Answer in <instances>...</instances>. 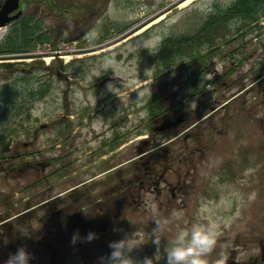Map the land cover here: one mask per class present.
<instances>
[{"label":"rangeland","instance_id":"1","mask_svg":"<svg viewBox=\"0 0 264 264\" xmlns=\"http://www.w3.org/2000/svg\"><path fill=\"white\" fill-rule=\"evenodd\" d=\"M132 1L108 3L91 30L86 24L80 28L78 25L72 27L61 20V15L58 19L52 16L40 25L46 28L44 32L51 31L48 42L37 43L38 40L33 38L37 43L35 47L0 57V65H9L0 68V264H6V256L14 253L8 251L11 245L15 252L20 247L26 248L32 256L30 264H52L48 257L55 252L61 255L57 264H101V258L110 254L111 242L131 238L134 233L128 242L129 248H134L130 256L137 264H142L145 257L156 254L152 232L157 225L162 229L158 264H166L165 247L173 246L178 232L195 223L219 226L217 246L207 257V264H222L229 253V245L240 257V244L235 241L236 234L244 229L240 199L235 200L237 207L232 208V201L223 194L220 205L223 210L216 214L209 199V185L227 161L234 160L238 171L242 149L247 146L252 163L247 171H242L245 181L225 191H241L240 198L247 199L249 204L263 199L264 207V179L256 172L259 165L254 159L260 150V141L264 146V118L259 123L262 127L257 125L256 117L246 122L236 113L238 110L234 105L225 112L211 115L215 96L212 88L201 81L212 76L210 58L204 71L211 69L200 75L195 90L191 81L205 64H195L191 68L189 59L177 57L172 69L162 72L159 59L154 60L151 56L157 54L155 51L166 38L189 36L200 30L215 4L224 9L236 0H218L220 3L193 0L184 7L180 5L185 0ZM161 16L164 18L157 21ZM104 24L109 29L108 34L105 33L107 37L96 44L92 36L97 31L103 35ZM248 32V39H253L248 53L253 51L263 55L264 47L263 52H258L257 43L264 40L255 39L256 33L253 36L251 31ZM153 34H160L162 39L147 50L143 42ZM78 36L80 39L75 38ZM1 39L0 36V43ZM57 52L58 68L55 70L52 61ZM206 52L205 48L200 49V54ZM41 60L46 67L51 61L50 68L40 65ZM106 62L109 63L107 69L104 67ZM247 66H251V62ZM217 67L222 70L220 64ZM146 70L149 71L146 73ZM26 75L31 78L26 80ZM109 84L114 87L112 91L108 89ZM259 88L264 90V84ZM195 92L196 98L190 96ZM153 94L157 95L158 104L165 105L164 109L171 108L151 117L148 103ZM257 95L256 89L247 95L250 108L255 106ZM175 109L178 110L174 113ZM207 117L208 120L201 122ZM213 124L220 135L215 134ZM11 136L14 140L9 145L10 150L4 152ZM173 137L175 140L167 144ZM60 144L62 148H58ZM52 146L57 155L61 152L71 156L68 161H72V166L66 174L56 173L51 178L58 166L51 168L44 164L41 170L24 166L36 161L44 163L45 158L55 154ZM172 150L173 157L168 159L173 167L165 179L175 183L179 176L185 177L188 170L189 174L191 172L190 191L179 197L177 206L165 205L160 209L155 204L151 209L147 204H151L153 197L144 195L149 190L143 191L141 194L147 204L134 214L135 224L130 221L124 224V219L131 216L118 209L115 219H110V215L107 217L109 221L103 227L106 238H100L101 245L95 247L86 242L84 238L91 231L84 225L83 218L87 216L97 221L98 210L110 213L117 207L110 205L109 200L121 196L124 185L133 178L136 170L148 165L140 155L148 152L162 157ZM179 158L184 161V166ZM15 164L16 167H12ZM262 165L264 168V156ZM157 170L160 172L163 167ZM42 177L48 179L35 186ZM245 182L248 189L246 186L241 188ZM53 183L55 186H51ZM70 187L75 189L70 196L73 224L69 231L63 232L69 227L65 226L64 218H57L58 211L69 210L61 204H58L61 209L52 212H49V205L40 206L38 209L42 212H26ZM41 216L51 222L56 220L54 227L62 235L41 231L43 225L38 222ZM6 219L10 220L4 223ZM76 233L81 239L73 244ZM56 237H59L56 244L60 243L49 248V240Z\"/></svg>","mask_w":264,"mask_h":264},{"label":"flooded vegetation","instance_id":"2","mask_svg":"<svg viewBox=\"0 0 264 264\" xmlns=\"http://www.w3.org/2000/svg\"><path fill=\"white\" fill-rule=\"evenodd\" d=\"M132 2V0H0V13L3 11L6 3H13L12 5L14 7V9L6 16V18L11 19L10 22L6 23L3 26H0V31H2L0 36L2 37L1 40H3L1 41V43L5 45L11 35H23V29H25V27L28 28V35L30 37H33L34 35L37 36V34H43L42 30L40 29V27L38 28L37 25L44 23L45 19H49L52 16L58 19L61 15V18H65L67 21L75 23L93 22L95 20H98L102 16L105 10V3ZM60 3H69V6L61 10ZM76 3L81 4L76 5ZM213 3L220 2L218 0H214ZM75 7H77L78 9H76ZM224 9L215 4L211 14L213 25V42L211 45L210 66L212 65L211 68H213V70L210 88H212L211 92L215 96V102L211 109V115L217 114L219 112H225L226 110L231 109V107L234 105L235 109L237 108L238 110L236 113L242 116V118L246 120V122H248L250 118L256 117L255 121L257 125L259 127H262V124L259 123H261L262 118H264V90H261L259 87L260 85L264 84V54L260 55L259 53L253 51L248 53L249 47L253 45V39H248V31H251V33H253V36L254 33H256L257 37L255 39L259 40L262 38L264 40V3H261L259 16L256 20H252L250 24H247V20H245L242 16L239 17L240 15L237 14L236 10H232V4ZM44 30H46V28H43V31ZM93 40L96 44L100 42L95 38ZM257 46L259 48L258 52H263L264 42L257 43ZM248 62H251V66H247ZM217 64H220L222 70L217 67ZM254 89H256L258 94L255 97L257 101L255 103V106L250 108L248 102L249 96L247 95ZM260 94L262 95L260 96ZM254 113L255 115L252 116ZM213 128L215 130V134L220 135L218 133V127L214 126L213 124ZM259 144L260 150L254 157V159L259 165L258 168H256V172L259 174V176L261 174L264 179V168L262 165L264 146L263 142L261 141ZM62 147L63 145L60 144L58 148ZM53 150L55 153L56 150L54 149V147ZM57 151H60V149ZM59 153L60 154L58 155L57 153H55L51 157L45 158L43 160L44 163H41L42 161H36L33 163H27V166L38 168L39 170L42 169L44 164L51 168H53V166H58L59 169L55 170V172L51 174V178L53 177V175H56V173H61V175H63L64 173L66 174L67 169H70L72 166V161H68V158L71 156H68V154H61V152ZM173 154V150L162 157L159 156V154L148 152L141 154L140 159L147 160L148 165L143 169L136 170V172L133 174V178L128 180L124 185L123 189L125 191H123V194L121 196L118 195L116 199L113 198L112 200H109L110 205H117V207L114 209L115 211L110 208H106L110 211L112 210L110 213L98 210L96 213L98 215L97 221H94V219H89L87 218V216L84 217L85 219L83 218V222L86 228L88 227V230L91 231V233L96 234V238L90 242L92 246L96 247L101 245L99 240L101 237L104 238L106 236L105 232L103 231V227L104 224H107V222L109 221L107 217H109L108 215H110V219H115V213L118 211V209H122L123 213L131 216L127 217L129 218V220H127V218L124 219V224L127 221H130L132 224L136 223L137 218L135 217V215H137V210H139L142 205L147 204L141 194L143 191L149 190L144 195H150L151 197H153L151 204H147L151 206V209L155 204H157L160 209H163L165 205L177 206L179 197L186 195L190 191L191 186H189V178L191 172L189 174L190 170H188L185 174V177L179 176V179L175 183L170 182L169 180L167 181L165 179V176L169 171L172 170L173 167V165L169 164L170 160L168 159V157L172 158ZM180 159L181 158H179V162H181V165L184 166V161ZM250 162L252 161L250 159L249 148L247 146L243 147L242 154L240 155V162L238 163L240 164V168L238 169V171L237 169H235L238 168V166L234 160L227 161L223 164V168L220 169L221 171H217L216 176L213 178L209 185V199L211 205L216 210V214L223 210V208H220L221 203L223 204V194L230 201H232V208L237 207V203H235V200H237L238 198L240 199L241 206H243H240V209L241 225H244V229L237 233L235 236V241L240 244L241 248L240 257L235 255V252L233 251V249H230L231 246L229 245V253L221 261L222 264H264L263 199L255 201L253 204H249L247 199H243V197L242 199L240 198V196H242L243 194L241 191L236 190L237 192L234 193H228L225 191L228 188L237 187L238 183L245 181L244 178L246 177H243L244 175H242V171L245 172L248 170ZM192 163L193 162H191V164ZM150 164L152 165L149 166ZM158 167H163V170L159 172L157 170ZM47 179V177L40 178L36 182L35 186H39L44 180ZM51 186H55V184L53 183ZM245 186L248 189L247 182H245L243 186H241V188L244 189ZM77 187H79V184L77 185ZM74 189L75 188L70 187L69 189L55 194L50 198L43 200L36 208H28L26 212L34 210L42 212L43 210L38 208L44 205H49V212H52L56 208L61 209L60 207H58V204H61L62 208H66L69 210L65 211L64 213L58 211L57 218H64L63 222H65V226L69 227L63 229V232H67V229L68 231L70 228L72 229L73 224V213L71 210L72 199L70 196L72 195V191ZM117 194L120 193L117 191ZM135 205L137 207H135ZM145 211H148L147 208H145ZM47 214V216L50 215L49 213ZM21 215L22 214L18 216ZM112 215H114V217H112ZM39 218V224L43 225L41 231H45L48 234H61L57 230V228L54 227V223L56 222V220H52L51 222L49 221V219H45L42 216ZM10 219H6L4 223L8 222ZM58 240L59 237L53 238V241L49 240V244L47 246L49 248L58 246V244L60 243L59 242L58 244H56ZM90 243H88V246ZM85 246H87V244H85ZM91 247L89 246L90 250H93ZM14 250V245L9 246L8 251H13L15 253ZM56 254V252L52 253V255H50L49 257L48 255H46L45 258L48 257L50 258H47L48 262L57 264L60 262L61 255L59 256ZM8 257L9 255L6 256V261Z\"/></svg>","mask_w":264,"mask_h":264},{"label":"clouds","instance_id":"3","mask_svg":"<svg viewBox=\"0 0 264 264\" xmlns=\"http://www.w3.org/2000/svg\"><path fill=\"white\" fill-rule=\"evenodd\" d=\"M210 10V9H209ZM160 34L150 35L144 42V48L150 49L155 47L157 42L161 41ZM105 69L109 67V63L104 65ZM149 70H146V73ZM145 73V74H146ZM109 91L114 87L109 84ZM219 226L213 223H195L189 229H182L175 237L173 246L165 247L166 264H207V257L214 251L217 246V240L220 236ZM161 227H157L152 232V243L156 246V254L154 257H145L142 264H158L161 245ZM135 233L133 234V236ZM114 241L109 244L110 254L101 258V264H137L130 253L128 242L133 238ZM96 238L95 233H89L84 238L86 242H91ZM78 233L73 235L72 243L75 244L80 240ZM31 254L26 248L20 247L15 253L9 254L6 264H30Z\"/></svg>","mask_w":264,"mask_h":264},{"label":"trees","instance_id":"4","mask_svg":"<svg viewBox=\"0 0 264 264\" xmlns=\"http://www.w3.org/2000/svg\"><path fill=\"white\" fill-rule=\"evenodd\" d=\"M261 3H264V0H238L232 5V10H236L237 14L240 15L239 17H243L245 20H247V24H250L252 20H256L259 16ZM232 14V12H231ZM213 25H212V17L211 15L207 18V20L204 22L203 26L198 30L195 34L189 35V36H182L177 38H168L166 39L163 44L161 45V48L157 52V54H152V58L159 59V62L162 64L163 67L162 70H167L171 68L175 61L178 58L182 59H189L188 66L193 67L195 64H205V68L207 69L209 65H206L209 63V58L211 52L208 51L209 48L212 45L213 42ZM109 29L106 28L104 30V34H108ZM25 32L27 30L25 29ZM107 34L102 35V39L104 40L107 36ZM100 36V35H98ZM32 39L28 37L27 34L23 35L22 37H16L9 41L8 45L0 46V53H12L16 51L25 50L30 44ZM50 37H40L38 39V42H46L49 41ZM205 48L207 52L205 54H200V49ZM37 64V63H34ZM40 65L45 66L44 62H40ZM28 68L31 67V65H27ZM53 67L55 70L58 68L57 62H54ZM40 68V67H39ZM50 68V66L46 67ZM210 69V68H209ZM209 69L207 71H209ZM28 70V69H27ZM207 71L200 70L195 72V78L193 81V86L197 90L198 86V77L201 73H205ZM28 74V73H26ZM26 80H29L31 77L29 75H26ZM210 83V80H203V84L207 85ZM46 93V91L43 92V95ZM194 93L193 95L195 96ZM156 96H153L150 99L149 106H150V113L154 116L157 114L160 109H163L164 106L157 103ZM22 115V114H19ZM30 117V116H28ZM208 120V119H207ZM206 121V120H205ZM13 135V134H12ZM5 137H2L4 140Z\"/></svg>","mask_w":264,"mask_h":264},{"label":"water","instance_id":"5","mask_svg":"<svg viewBox=\"0 0 264 264\" xmlns=\"http://www.w3.org/2000/svg\"><path fill=\"white\" fill-rule=\"evenodd\" d=\"M13 3H6L3 11L0 13V26L5 25L7 22H9L11 19L6 18L7 14L10 13L14 7L12 5ZM12 142V138L9 140L7 147L5 148V151L9 150V145Z\"/></svg>","mask_w":264,"mask_h":264},{"label":"bare ground","instance_id":"6","mask_svg":"<svg viewBox=\"0 0 264 264\" xmlns=\"http://www.w3.org/2000/svg\"><path fill=\"white\" fill-rule=\"evenodd\" d=\"M193 0H186V1H184L180 6L181 7H184V6H186L187 4H189L190 2H192ZM164 18V16H161L157 21H159V20H161V19H163Z\"/></svg>","mask_w":264,"mask_h":264}]
</instances>
